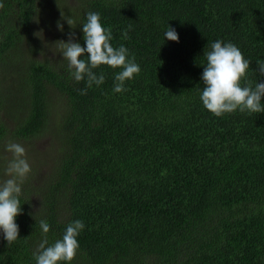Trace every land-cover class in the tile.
Instances as JSON below:
<instances>
[{"label":"trees","instance_id":"1","mask_svg":"<svg viewBox=\"0 0 264 264\" xmlns=\"http://www.w3.org/2000/svg\"><path fill=\"white\" fill-rule=\"evenodd\" d=\"M0 3V179L9 142L50 138L55 154L23 181L19 237L8 245L0 231V264H36L41 220L49 245L83 221L70 264H264V113L217 117L199 98L217 40L250 62L246 80L264 82V0ZM90 11L141 69L121 93L119 69H94L104 83L91 88L70 79L55 44L74 33L86 47Z\"/></svg>","mask_w":264,"mask_h":264},{"label":"clouds","instance_id":"2","mask_svg":"<svg viewBox=\"0 0 264 264\" xmlns=\"http://www.w3.org/2000/svg\"><path fill=\"white\" fill-rule=\"evenodd\" d=\"M3 7L4 4L0 3V9ZM61 19L64 20L62 14ZM65 21L69 26L73 24L71 18ZM57 28L63 31V24L60 21L57 22ZM82 32L86 47L74 42V33L69 34L67 42L62 40L55 42L61 49L63 60L67 61L70 79L76 82L86 80L87 88L102 85L104 74L97 75L93 70L108 66L119 69L114 76V92L125 91V81L131 80L141 71L135 62V57L129 58V51L123 45L113 47L112 29L104 28L100 14L97 12L87 13ZM123 38H128L127 30L124 31ZM165 38L173 42L179 40L176 30L170 26L165 32ZM208 47L209 50L204 51L203 54L206 61L201 76L204 87L199 97L203 107L217 117L237 110L242 113L247 111L249 114L264 113V105H262L264 82L253 84L252 81L246 80L250 62L244 58L240 49L232 43L221 40L212 42ZM257 66L260 75L264 76V62L258 61ZM242 80L246 81L243 85ZM81 94H86V90L82 89ZM5 151L10 153L12 158L5 171L7 178L0 179V231L10 245L19 237L16 218L22 213L21 185L31 172V167L26 159V150L21 144L9 142L5 146ZM39 227L45 238L34 253L36 264H61V262L70 264L79 249L77 238L85 227L83 221L70 222L62 238L51 245L46 237L50 231L49 223L41 220Z\"/></svg>","mask_w":264,"mask_h":264},{"label":"rangeland","instance_id":"3","mask_svg":"<svg viewBox=\"0 0 264 264\" xmlns=\"http://www.w3.org/2000/svg\"><path fill=\"white\" fill-rule=\"evenodd\" d=\"M55 57H57L55 53L50 55V58L52 59ZM51 143L52 141L50 138L46 139L41 136L27 142L26 145L21 144L26 150V158L28 159L27 161L30 164V167L33 164H38L40 170L42 169V172L49 168L51 160L55 157V154H52L50 151ZM4 155H6L7 158L11 157V154L6 151Z\"/></svg>","mask_w":264,"mask_h":264}]
</instances>
